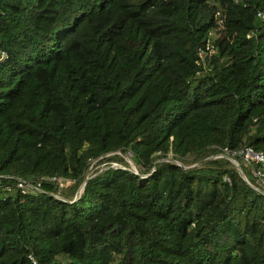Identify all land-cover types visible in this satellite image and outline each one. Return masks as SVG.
Returning <instances> with one entry per match:
<instances>
[{
  "label": "trees",
  "instance_id": "trees-1",
  "mask_svg": "<svg viewBox=\"0 0 264 264\" xmlns=\"http://www.w3.org/2000/svg\"><path fill=\"white\" fill-rule=\"evenodd\" d=\"M245 148L264 0H0V264H264Z\"/></svg>",
  "mask_w": 264,
  "mask_h": 264
},
{
  "label": "built area",
  "instance_id": "built-area-1",
  "mask_svg": "<svg viewBox=\"0 0 264 264\" xmlns=\"http://www.w3.org/2000/svg\"><path fill=\"white\" fill-rule=\"evenodd\" d=\"M218 14H216L217 16ZM219 27H221V22L219 21ZM211 47L207 46L206 50H208L209 54L211 55V53L213 52V50ZM205 51H200V57H202V55L204 54ZM223 152L228 153V151L226 149H224ZM128 156H130L131 158V153L128 152L127 153ZM232 155H235V153H232ZM237 155H240L242 158V161L245 165L247 166H251V165H258L260 167L257 168H252V175L253 178L255 179V181L257 182L258 186L264 190V154L263 153H258V152H254L252 149L250 148H245L242 151H240ZM223 155H216L213 158H222ZM129 158V160H130ZM232 159V158H230ZM231 161V160H230ZM235 162V161H234ZM243 180L249 184L248 180L245 178V176L242 175ZM41 180L43 181H49V182H53V183H57L59 185L63 184V180L58 179L56 177H52V178H41ZM226 182L229 181L227 178L224 179ZM40 184L41 181H38L36 184L30 182V181H24V180H17L16 183L14 184V186H4V190L6 193H11L13 191H18L19 194L25 196L29 193H34L35 191L39 190L40 188Z\"/></svg>",
  "mask_w": 264,
  "mask_h": 264
},
{
  "label": "rangeland",
  "instance_id": "rangeland-1",
  "mask_svg": "<svg viewBox=\"0 0 264 264\" xmlns=\"http://www.w3.org/2000/svg\"><path fill=\"white\" fill-rule=\"evenodd\" d=\"M117 155L122 156V155H120L119 153H117ZM122 157L124 158V160L126 161V163L129 165L130 169H131L132 171H134V172H137L136 167L133 165V163L131 162V160H129L130 156L126 155V156H122ZM223 157H224V156H223ZM211 158H212V157H211ZM226 158H230V157L228 156V157H226ZM231 161H232L231 164H232L234 167H236V163L234 162L235 160H234V159H231ZM93 165H94V163L92 164V166H93ZM190 165L193 166L194 164H190ZM92 166H91V168L89 169L87 175L92 174V172H93V170H92ZM113 166L117 167L116 165H113Z\"/></svg>",
  "mask_w": 264,
  "mask_h": 264
},
{
  "label": "water",
  "instance_id": "water-1",
  "mask_svg": "<svg viewBox=\"0 0 264 264\" xmlns=\"http://www.w3.org/2000/svg\"><path fill=\"white\" fill-rule=\"evenodd\" d=\"M229 161L231 160L230 158H227ZM230 162H232V161H230ZM236 163V162H235ZM237 170H239L240 171V168H239V166L236 164V167H235ZM84 185L85 184H83L82 186H81V188L79 189V191L82 189V187H84Z\"/></svg>",
  "mask_w": 264,
  "mask_h": 264
}]
</instances>
